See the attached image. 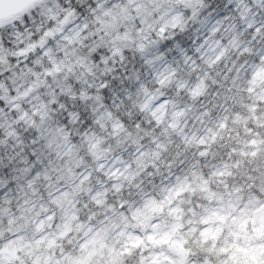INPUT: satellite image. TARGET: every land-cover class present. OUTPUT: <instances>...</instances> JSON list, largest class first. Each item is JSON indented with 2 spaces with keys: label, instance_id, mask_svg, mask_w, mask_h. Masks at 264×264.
Returning a JSON list of instances; mask_svg holds the SVG:
<instances>
[{
  "label": "clouds",
  "instance_id": "clouds-1",
  "mask_svg": "<svg viewBox=\"0 0 264 264\" xmlns=\"http://www.w3.org/2000/svg\"><path fill=\"white\" fill-rule=\"evenodd\" d=\"M0 264H264V0H0Z\"/></svg>",
  "mask_w": 264,
  "mask_h": 264
}]
</instances>
